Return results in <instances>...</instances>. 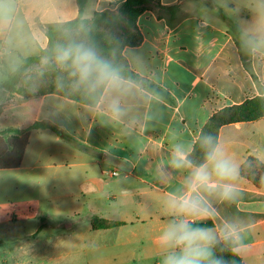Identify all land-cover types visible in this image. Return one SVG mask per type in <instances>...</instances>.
Wrapping results in <instances>:
<instances>
[{"label":"crops","instance_id":"0c3cea01","mask_svg":"<svg viewBox=\"0 0 264 264\" xmlns=\"http://www.w3.org/2000/svg\"><path fill=\"white\" fill-rule=\"evenodd\" d=\"M127 1L95 3L104 12ZM211 8L215 0H150L137 18L143 40L129 47L149 54L166 90L165 122L143 140L162 151L171 130L194 138L212 119H224V111L264 99V72L238 52L233 20ZM34 122L59 133L32 130L21 166L0 170L8 172L0 185V197L6 195L0 209L8 208L6 217L0 211V264H140V245L159 256L155 238L167 219L159 202L168 189L155 184L150 167L129 163L131 145L110 127L71 113L57 123ZM217 134L238 159L251 158L264 149V116L227 122ZM257 179L243 176V200L224 209L253 221L247 247L237 253L245 264H264V182L256 186ZM15 192L48 193L51 209L44 211L38 197L13 200ZM65 199L70 212L62 209ZM23 204L34 218L18 228L29 219ZM92 217L116 225L97 228Z\"/></svg>","mask_w":264,"mask_h":264},{"label":"clouds","instance_id":"9594fccd","mask_svg":"<svg viewBox=\"0 0 264 264\" xmlns=\"http://www.w3.org/2000/svg\"><path fill=\"white\" fill-rule=\"evenodd\" d=\"M215 11L233 20L238 52L264 72V0H215ZM110 22L95 0H0V91L18 90L22 121L57 123L71 113L131 145L129 163L150 167L168 189L159 202L167 218L155 238L159 264H231L223 253L247 247L253 221L224 209L243 200L242 178L264 166V149L238 159L204 131L185 138L171 130L163 151L146 144L165 122L166 90L149 54L124 45Z\"/></svg>","mask_w":264,"mask_h":264},{"label":"trees","instance_id":"16d2710c","mask_svg":"<svg viewBox=\"0 0 264 264\" xmlns=\"http://www.w3.org/2000/svg\"><path fill=\"white\" fill-rule=\"evenodd\" d=\"M149 2L150 0H128L120 8L121 12L126 15L132 16L135 22V40H133V42H131L128 47L138 46L142 43L143 38L141 33L137 29L136 22L139 14L142 12L145 5ZM169 10H172L174 14L176 9L170 8ZM103 13L105 18H110V20L114 19L115 22L118 19V16H116L113 11H104ZM109 25L115 26L116 24L110 22ZM231 29L232 31H235V25L232 23ZM6 87L7 90L10 92L17 91L16 89H13L11 85H7ZM46 92L48 91L42 92L41 94H45ZM223 114H225L226 116L224 119H212L204 132H211L212 134L218 136V128L227 122L254 120L264 116V99H256L254 102L248 103L243 107H235L232 109H228L224 111ZM35 129H52L56 133H59V131L55 127L47 123H39L34 121H28L26 123L12 125L0 130V170H13L21 166L26 148L29 143L30 132ZM6 136L10 137L7 138ZM86 149L88 148L86 147ZM196 155L199 156V150H197ZM262 175H264V166L258 167L253 171L246 172L244 174V177L250 181L253 179L254 176L257 177L258 179L256 180L257 183L255 185L260 186L264 182L261 181ZM91 221L97 228H109L116 225L115 223H108L102 221L98 217H92ZM223 255L226 260H229L231 262V264H245L238 254L226 252L223 253Z\"/></svg>","mask_w":264,"mask_h":264},{"label":"rangeland","instance_id":"374dc122","mask_svg":"<svg viewBox=\"0 0 264 264\" xmlns=\"http://www.w3.org/2000/svg\"><path fill=\"white\" fill-rule=\"evenodd\" d=\"M213 11H215L213 8H211ZM216 12V11H215ZM113 13L118 16V19L115 20L111 19V22L116 24L115 26H110L108 27L111 28L113 34L115 35L116 38L122 41L124 45H130L133 40H135V35H136V28H135V22L134 18L130 15H126L123 12H121V9L117 11H113ZM113 18V17H112ZM18 91V90H17ZM16 91V92H17ZM50 91V89H44L41 91ZM16 92H10L7 90V95L5 94L4 91L0 92L1 95V100H0V129H5V127L12 126V125H18L21 123H26L28 121H22L23 117L21 115V105L22 101L19 99H16L13 101V97L16 95ZM40 93V94H41ZM13 102L15 105V111H10L9 110V103ZM7 138L10 136H6ZM8 172L5 171H0V185L2 184L3 179L5 178L6 174ZM48 193H20V192H15V197H13V200H20L22 198H29L33 199L38 197V199L41 201V204H43V210L48 211L50 210V200L46 199ZM6 195H2L0 198L5 199ZM70 202L67 201L66 199L63 201V210L64 211H72V207H67ZM23 207V210L21 211L22 213H25L29 219L22 220L21 224H16L18 228H21L22 225L28 224L32 222V219L34 216H30L27 211H26V205L23 204L21 205ZM20 206V207H21ZM7 207L2 206L0 209L1 211V217H6L7 216ZM65 224H67V221H64ZM0 223V227H1ZM59 228H62L64 225H58ZM57 227V225H56ZM140 264H159V256L152 254L151 252H147L146 250L142 249V245L139 247V256ZM30 264H36L35 261L31 262ZM50 264V262L46 263Z\"/></svg>","mask_w":264,"mask_h":264},{"label":"built area","instance_id":"2783aa9c","mask_svg":"<svg viewBox=\"0 0 264 264\" xmlns=\"http://www.w3.org/2000/svg\"><path fill=\"white\" fill-rule=\"evenodd\" d=\"M116 174V173H115Z\"/></svg>","mask_w":264,"mask_h":264}]
</instances>
